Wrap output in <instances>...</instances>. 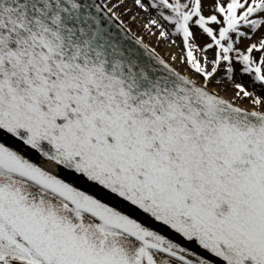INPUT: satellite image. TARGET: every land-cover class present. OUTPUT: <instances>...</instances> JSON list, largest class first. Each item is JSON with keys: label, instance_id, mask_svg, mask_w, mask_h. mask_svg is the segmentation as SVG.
I'll return each mask as SVG.
<instances>
[{"label": "snow or ice", "instance_id": "snow-or-ice-1", "mask_svg": "<svg viewBox=\"0 0 264 264\" xmlns=\"http://www.w3.org/2000/svg\"><path fill=\"white\" fill-rule=\"evenodd\" d=\"M0 264H264V0H0Z\"/></svg>", "mask_w": 264, "mask_h": 264}]
</instances>
